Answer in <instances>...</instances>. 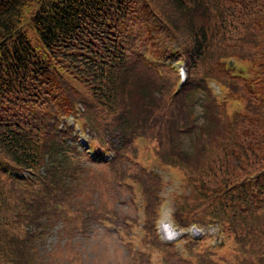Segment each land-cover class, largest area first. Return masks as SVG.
<instances>
[{
	"label": "trees",
	"instance_id": "1",
	"mask_svg": "<svg viewBox=\"0 0 264 264\" xmlns=\"http://www.w3.org/2000/svg\"><path fill=\"white\" fill-rule=\"evenodd\" d=\"M147 30L165 58L187 63L181 89L177 76L159 74L170 64L155 66L142 52ZM198 73L213 75L225 96H214L205 77L191 78ZM198 101L205 159L181 152L184 159L164 160L191 188L175 195V220L222 222L232 241L216 264H264V0H0V264L46 263L41 244L51 219L84 214L63 202L83 168L75 153L112 163L67 151L80 145L60 122L77 104L104 144L118 134L134 143L146 129L161 142L190 132ZM227 131L226 148L214 146ZM203 246H188L189 264L213 260Z\"/></svg>",
	"mask_w": 264,
	"mask_h": 264
},
{
	"label": "rangeland",
	"instance_id": "2",
	"mask_svg": "<svg viewBox=\"0 0 264 264\" xmlns=\"http://www.w3.org/2000/svg\"><path fill=\"white\" fill-rule=\"evenodd\" d=\"M139 44L142 45V52H146L151 59H166L163 55V47L151 39L148 30L139 39ZM169 62L172 66L176 65L175 59H170ZM184 63L186 62L184 61ZM166 71L174 76L179 74L174 67L166 68L159 74L163 76ZM206 71L207 66H205ZM175 78L174 82L177 80ZM191 78L201 81L204 76L203 73H198L193 74ZM213 84L216 85V83ZM215 88L217 90L218 86ZM217 92L219 91L217 90ZM198 95L200 93H196L195 99ZM201 104L202 101H198L192 108L191 120L195 124L194 126L189 123L194 126L192 132L185 131L182 134H175L174 131L165 138V141L162 139L161 142L159 135L154 134L151 130H144L147 135L153 134L152 144L164 160L173 162L176 158L182 157L181 152L192 153V156L198 157L201 162L205 159L197 149L203 145L197 142L203 121ZM182 126L185 125L180 127ZM84 129L80 130V133L82 131L88 137L91 147L97 148L98 151H101L102 148L104 150L111 149L106 157L110 158L114 153L112 159L109 160L112 163H90L83 156L77 157L76 153L72 157L76 161V165L80 160L83 168L77 172L76 180H69L72 192L69 196H63V202L72 207L69 211L76 213L77 210H81L84 214L75 218L73 217L75 214L71 216L70 213H67L66 217L69 219L66 221L59 220V216L51 219L54 225L49 227L41 244L42 259L46 262L44 264H161L162 255L157 252V248H154L155 243L159 244L157 230L160 221L159 216L154 222V218H156L155 206L160 199L162 202L172 203L174 193L182 190V177L176 170L166 176V172L169 170L167 167L164 166L167 170H161L157 164L153 165V163H159V160L156 155L152 154V151L142 149L146 144L145 138L138 139L134 143L127 142L126 139L121 142L118 134L112 135L114 138L112 141L104 139L109 142L107 144L94 138L95 142L92 145L91 135H98V131L95 129L92 134H88V131ZM228 135L227 131L224 136H221L223 139L218 137L213 140L212 144L215 146L222 143L226 148L225 144L230 141ZM65 140L68 144L71 143L70 139L66 138ZM75 147L67 151H82L83 149L77 145ZM138 149H141L139 158L136 157ZM83 150L86 151V149ZM85 155L89 156L88 153ZM210 158L211 155L207 159ZM140 161L145 163V168ZM152 167L155 171L162 173L161 175H164L167 181V187L158 196L159 180L147 172ZM170 176L172 177L169 180ZM147 202L149 206H146ZM162 207L164 211L166 209L171 211V207L166 203ZM216 230L217 228H215V234ZM211 239L218 243L221 241V236L215 235ZM189 241L181 239L179 243L175 244L176 248L166 249L165 264H189L178 253H184L189 258L190 252L185 248ZM207 241L203 247H209L214 255L208 258L213 259L212 261L202 258L203 264H216L215 259L224 257L227 247H213L211 246V244L214 245L213 241L210 242L208 239Z\"/></svg>",
	"mask_w": 264,
	"mask_h": 264
}]
</instances>
